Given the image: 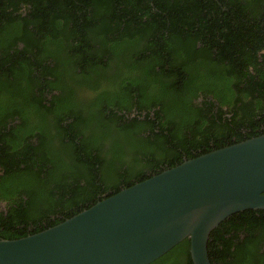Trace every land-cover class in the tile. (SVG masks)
<instances>
[{
	"label": "trees",
	"instance_id": "trees-1",
	"mask_svg": "<svg viewBox=\"0 0 264 264\" xmlns=\"http://www.w3.org/2000/svg\"><path fill=\"white\" fill-rule=\"evenodd\" d=\"M262 133L264 0H0V238ZM206 252L264 264V208L225 217Z\"/></svg>",
	"mask_w": 264,
	"mask_h": 264
},
{
	"label": "water",
	"instance_id": "water-1",
	"mask_svg": "<svg viewBox=\"0 0 264 264\" xmlns=\"http://www.w3.org/2000/svg\"><path fill=\"white\" fill-rule=\"evenodd\" d=\"M264 133L202 153L97 200L61 222L0 238V264H148L184 238L209 264V232L264 208Z\"/></svg>",
	"mask_w": 264,
	"mask_h": 264
},
{
	"label": "flooded vegetation",
	"instance_id": "flooded-vegetation-1",
	"mask_svg": "<svg viewBox=\"0 0 264 264\" xmlns=\"http://www.w3.org/2000/svg\"><path fill=\"white\" fill-rule=\"evenodd\" d=\"M215 1H217V0H215ZM52 93L53 94H57V92L56 91H52ZM49 97V95H47V98ZM131 110H132V112H130V116H132L133 115V113H135V111H134V109H133V107L131 108ZM18 122V120L16 119V116L12 119V122L9 120L8 122H7V124H6V127H5V131H8V127H9V125H11V124H15V123H17ZM9 124V125H8ZM35 137H33V138H31V139H29L30 140V142H35ZM29 142V141H28ZM0 173H1V169H0ZM4 201H0V210L1 209H4Z\"/></svg>",
	"mask_w": 264,
	"mask_h": 264
}]
</instances>
